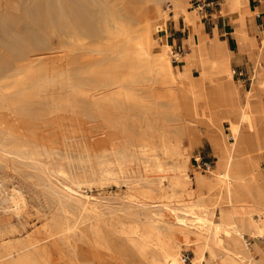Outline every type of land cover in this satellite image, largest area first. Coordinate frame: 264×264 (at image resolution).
<instances>
[{"label":"rangeland","instance_id":"1","mask_svg":"<svg viewBox=\"0 0 264 264\" xmlns=\"http://www.w3.org/2000/svg\"><path fill=\"white\" fill-rule=\"evenodd\" d=\"M149 5L158 25L174 15L171 0H0V257L146 264L161 224L152 208L188 202L195 186L179 184L195 172L219 188L215 150L176 141L181 109H166L130 50ZM191 236L177 238L190 259Z\"/></svg>","mask_w":264,"mask_h":264},{"label":"bare ground","instance_id":"2","mask_svg":"<svg viewBox=\"0 0 264 264\" xmlns=\"http://www.w3.org/2000/svg\"><path fill=\"white\" fill-rule=\"evenodd\" d=\"M171 1L174 16L184 14L190 23L186 1ZM226 1L229 12H239L240 25L252 27L253 16L243 11L241 0ZM150 6L140 12L134 22L130 50L138 64L163 86L160 97L164 99L166 109H181L180 117L176 118L181 122L176 141L184 135L192 148L199 145L204 136L219 157L216 167L220 170L221 180L216 190L199 172L192 177L184 176V181L179 184L181 187L190 182L195 186L188 202L182 206L163 204L160 209L164 214L154 212L152 208V214L161 224L156 226L158 243L146 253L144 260L146 264H183L179 261L183 244L177 239L182 232L196 239L193 245L191 243L193 256L190 263L185 264H264L261 242L256 241L264 239V175L260 168L264 158V107L255 90L242 93L239 88L232 87L227 94L224 82L230 80L229 62L207 42L200 41L186 56L187 74L175 72L171 66L172 56L168 53L169 45L163 38L155 37L157 29L164 25L151 20ZM255 41L252 49L258 69L254 84L264 88V68H260L264 32L259 33ZM157 43L160 49L155 51L153 46ZM176 57L180 59V55ZM192 67L198 70L196 78L190 76ZM224 121L229 123V133L225 132ZM211 174L215 176V173ZM170 209L174 210L173 219L163 218L168 217L165 211ZM246 235L252 238L250 242ZM137 254L143 255L139 251ZM0 264H33L31 251H11L0 257Z\"/></svg>","mask_w":264,"mask_h":264},{"label":"crops","instance_id":"3","mask_svg":"<svg viewBox=\"0 0 264 264\" xmlns=\"http://www.w3.org/2000/svg\"><path fill=\"white\" fill-rule=\"evenodd\" d=\"M205 1L207 6L201 14L195 15L187 11L190 23L186 21L184 14H179L177 17L172 15L170 21L164 25L165 28H161L159 39L164 38L170 47L172 57L180 55L177 62H171L172 68H175V72L187 74L184 67L186 56L193 51L194 46L199 45L200 41L207 42L212 50L229 62L231 81L224 82L226 92L232 87L239 88L242 93L255 90L264 107V88L255 87L254 84L258 64L252 49V45L256 44L257 35L264 32V0H241L243 11L253 16L252 27L240 25L239 12L237 10L229 12V3L226 0ZM261 56L260 68L262 69L264 53ZM198 75L197 68L192 67L190 76L196 78ZM203 142L211 147L204 136H202L201 144ZM261 168L264 170L262 161ZM246 239L251 238L246 235ZM259 242H261L260 252L264 254V239H259ZM256 256L258 257L259 254Z\"/></svg>","mask_w":264,"mask_h":264},{"label":"built area","instance_id":"4","mask_svg":"<svg viewBox=\"0 0 264 264\" xmlns=\"http://www.w3.org/2000/svg\"><path fill=\"white\" fill-rule=\"evenodd\" d=\"M206 6H207V3L205 0H189V9L197 10V12L199 14H201L203 12V10ZM160 31H161V29H160ZM177 61H178V58L176 56H173L171 58L172 63L177 62ZM201 164H202L204 169H208L210 167V162H208V161H203ZM181 262L183 264L190 263V258L188 257V255H182Z\"/></svg>","mask_w":264,"mask_h":264}]
</instances>
